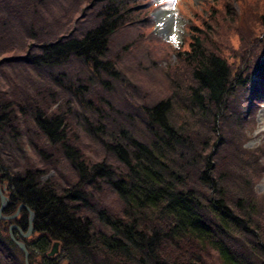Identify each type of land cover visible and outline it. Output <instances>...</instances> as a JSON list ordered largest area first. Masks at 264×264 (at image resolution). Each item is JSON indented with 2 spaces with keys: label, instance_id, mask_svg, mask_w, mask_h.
<instances>
[{
  "label": "trees",
  "instance_id": "trees-1",
  "mask_svg": "<svg viewBox=\"0 0 264 264\" xmlns=\"http://www.w3.org/2000/svg\"><path fill=\"white\" fill-rule=\"evenodd\" d=\"M250 3L191 26L179 80L134 86L131 111L109 88L125 81L150 0H0V153L17 152L0 185L7 212H34L31 236L14 234L29 264H264V195L250 183L263 168L221 127L239 96L264 92V13ZM6 224L0 264H24Z\"/></svg>",
  "mask_w": 264,
  "mask_h": 264
},
{
  "label": "rangeland",
  "instance_id": "rangeland-1",
  "mask_svg": "<svg viewBox=\"0 0 264 264\" xmlns=\"http://www.w3.org/2000/svg\"><path fill=\"white\" fill-rule=\"evenodd\" d=\"M161 1L162 4L159 6V9L172 11L167 17V22L170 23L171 27L176 26L174 29L177 31L178 37L175 39V45L172 46V38L167 39L166 34L161 33L167 25L163 23V25L155 26L152 20L151 24H147L141 29V42L136 48L130 50V52L134 53L126 57L121 65V72L125 78L124 83L113 82L112 80L115 85L113 89L115 90L109 88V91L114 94L115 99L120 103L127 105V107L131 103L134 105V107L131 106L132 108H126L131 111L136 110L135 107H139V103H141V100L137 97V93L134 92V86L140 84L147 90L163 92L173 88V81L175 79L179 80L175 77V71L178 65L180 66L177 53L187 49L190 33L193 32L191 26L200 25L202 19L207 18L214 7L217 9L223 8V10L224 8L228 9L231 14L241 15L243 18V12L240 11L238 3L244 4V0H237L238 3L236 0ZM248 1L252 3L247 7L248 9L244 10H248L249 14H253L254 12L258 14L264 13V0ZM154 9L157 10V7ZM148 11L152 15V9ZM225 14H227L224 15L226 20L231 21V14L227 12ZM6 69L10 73L14 71L11 66H8ZM0 85L3 87L8 85V81L3 76L0 77ZM180 85L182 90L183 85L181 83ZM179 96L181 98L182 93H179ZM243 96L238 97V106L230 109L232 113H228V117L221 127L226 131L235 132V138L242 149H246L248 153L256 151V154H252L251 156H256L255 160L262 166L263 173L258 181L251 180L250 183L255 182V194L261 197L264 195V92L256 100H253L251 104L243 102ZM179 101L181 100L179 99ZM235 110L239 112L240 120L243 124L239 128L240 134L233 128L236 124ZM141 127L142 125L137 123V125L132 126V129L138 133ZM4 150L5 153H0V163L6 166L11 162L8 159L12 155L17 154V152L7 143ZM24 150L29 156L32 154L29 147L26 146Z\"/></svg>",
  "mask_w": 264,
  "mask_h": 264
},
{
  "label": "water",
  "instance_id": "water-1",
  "mask_svg": "<svg viewBox=\"0 0 264 264\" xmlns=\"http://www.w3.org/2000/svg\"><path fill=\"white\" fill-rule=\"evenodd\" d=\"M6 204H7V197L2 194V191L0 189V218L9 219V220L14 219L17 216L18 211L22 207H24L23 205H19L17 211L14 214L9 215V216H2L1 212L5 208ZM26 209L29 211V216H28L29 227H28L27 232L22 234L23 236H28L32 231V224L31 223L33 220V212L31 210H29L27 207H26ZM13 229H17V226L11 225L9 227V232H10L11 237H12V230ZM15 243L19 247V249L23 252L25 264H28V252H27V249H26L24 243L20 242V241H15ZM57 253H58V242H54L50 248V251L47 253V256L52 257V256L56 255Z\"/></svg>",
  "mask_w": 264,
  "mask_h": 264
},
{
  "label": "bare ground",
  "instance_id": "bare-ground-1",
  "mask_svg": "<svg viewBox=\"0 0 264 264\" xmlns=\"http://www.w3.org/2000/svg\"><path fill=\"white\" fill-rule=\"evenodd\" d=\"M164 20V18H162ZM166 31L171 32V28L169 26H165Z\"/></svg>",
  "mask_w": 264,
  "mask_h": 264
}]
</instances>
